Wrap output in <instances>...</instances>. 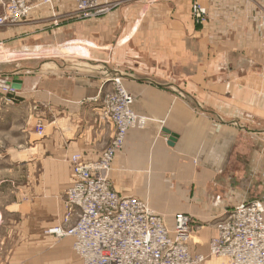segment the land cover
Instances as JSON below:
<instances>
[{
    "label": "crops",
    "instance_id": "0c3cea01",
    "mask_svg": "<svg viewBox=\"0 0 264 264\" xmlns=\"http://www.w3.org/2000/svg\"><path fill=\"white\" fill-rule=\"evenodd\" d=\"M121 1L106 17L125 25L113 43L102 26L111 33L99 57L0 69V85L22 82L0 109V264H82L73 237L47 231L65 214L72 155L97 160L115 136L102 108L117 77L148 120L113 162L115 191L146 200L170 226L176 213L191 215L189 247L207 256L217 222L241 202L264 203V0H197L208 11L203 24L193 18L196 0ZM56 3L63 24L39 7L19 25L47 22L54 36L69 29L76 3ZM14 58L0 51L1 62Z\"/></svg>",
    "mask_w": 264,
    "mask_h": 264
},
{
    "label": "built area",
    "instance_id": "2783aa9c",
    "mask_svg": "<svg viewBox=\"0 0 264 264\" xmlns=\"http://www.w3.org/2000/svg\"><path fill=\"white\" fill-rule=\"evenodd\" d=\"M57 1L0 0V27L21 23L39 7H48L55 17ZM74 1L76 15L87 19L103 12L109 3ZM192 13L197 24L208 19L207 8L197 0ZM2 46L0 42V49ZM261 76L264 81V63ZM113 85L105 96L102 113L115 125V136L97 160L72 155L74 180L66 192L65 214L62 223L47 232L59 238L73 237V249L82 264H204L208 256L221 258L222 264H264V203L260 200L239 203L216 223L217 235L207 256L193 253L189 247L191 215L176 213L170 226L146 200L115 191L109 178L113 162L124 148L128 132L144 128L148 117L133 109V96L119 77ZM0 88L1 109L12 102L10 95L16 89L6 85ZM35 130L43 135L45 126L38 122Z\"/></svg>",
    "mask_w": 264,
    "mask_h": 264
},
{
    "label": "rangeland",
    "instance_id": "374dc122",
    "mask_svg": "<svg viewBox=\"0 0 264 264\" xmlns=\"http://www.w3.org/2000/svg\"><path fill=\"white\" fill-rule=\"evenodd\" d=\"M108 1L109 3L105 6V10L92 18H81L76 15V11L75 13H71L74 15V17L77 16V19H73L71 21L69 20V23H73L72 27L59 31L56 36H54L48 29L50 23L47 22L38 23L36 25L16 24L0 27V37L3 38L0 39V41L3 43L0 51L5 52L6 54L13 55L15 57L13 61L11 60L7 63L0 61V69H7L14 67V64H26L27 62L33 61L35 66H37L39 63H44L48 60L82 59L84 61V59L86 58L99 57V55L96 53V51L98 50V48L96 47L101 46L102 37H105L107 39L108 35L111 33L107 32L110 28L106 29V32L103 33L102 26L111 27L112 29H110V31H114V35H112L114 37V40H110V42L113 43L116 41V38L118 36V28L125 25V21L121 19V21H116V18H110V20H107L106 17L109 14H115L121 8L123 9L125 4L121 0ZM133 2L134 0H131L128 3H131V5H133ZM146 4L147 3H144L143 5L145 6ZM220 7L223 8V5H220ZM54 11L57 14L59 13L60 9L58 7L56 8L55 6ZM48 12H50L51 15L53 14V11L51 10H49ZM48 12L43 11L42 13L49 14ZM72 12H74V10ZM63 13L57 14V19L59 21L58 24H63V19L66 20V15H63ZM67 13L69 12L67 11ZM2 14L3 9L0 8V15ZM52 17L54 16L52 15ZM69 23L61 26H66ZM2 220V210L0 208V225L2 224ZM195 226H197V224ZM196 229L197 227H192L193 234L195 233ZM192 239L193 237L190 240ZM1 250L2 244L0 242V258L2 252Z\"/></svg>",
    "mask_w": 264,
    "mask_h": 264
},
{
    "label": "water",
    "instance_id": "95a60500",
    "mask_svg": "<svg viewBox=\"0 0 264 264\" xmlns=\"http://www.w3.org/2000/svg\"><path fill=\"white\" fill-rule=\"evenodd\" d=\"M2 83L17 90H20L22 87L21 80L17 78H15L14 80H3ZM168 133L171 134L170 143L172 144L175 141L176 135L174 133H171L170 131H168Z\"/></svg>",
    "mask_w": 264,
    "mask_h": 264
}]
</instances>
